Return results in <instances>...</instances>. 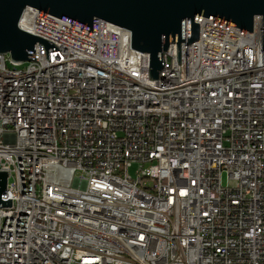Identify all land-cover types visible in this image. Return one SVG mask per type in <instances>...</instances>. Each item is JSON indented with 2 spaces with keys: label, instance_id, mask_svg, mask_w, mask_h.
Here are the masks:
<instances>
[{
  "label": "built area",
  "instance_id": "built-area-1",
  "mask_svg": "<svg viewBox=\"0 0 264 264\" xmlns=\"http://www.w3.org/2000/svg\"><path fill=\"white\" fill-rule=\"evenodd\" d=\"M31 11L58 50L0 54V264H264L262 16L195 17L151 79L129 30Z\"/></svg>",
  "mask_w": 264,
  "mask_h": 264
},
{
  "label": "water",
  "instance_id": "water-1",
  "mask_svg": "<svg viewBox=\"0 0 264 264\" xmlns=\"http://www.w3.org/2000/svg\"><path fill=\"white\" fill-rule=\"evenodd\" d=\"M31 8H35L92 32V23L101 19L130 31L129 67L139 69V52L149 54V78L156 79L163 60L161 52L176 43L198 39L195 17L203 16L252 32L253 18L262 16L264 48V0H0V54L19 63L35 58V44L49 51L56 46L31 33ZM7 171H0V206L7 185Z\"/></svg>",
  "mask_w": 264,
  "mask_h": 264
},
{
  "label": "rangeland",
  "instance_id": "rangeland-1",
  "mask_svg": "<svg viewBox=\"0 0 264 264\" xmlns=\"http://www.w3.org/2000/svg\"><path fill=\"white\" fill-rule=\"evenodd\" d=\"M130 173L133 175L134 174V168L130 169ZM223 182L226 184V175L223 176Z\"/></svg>",
  "mask_w": 264,
  "mask_h": 264
}]
</instances>
